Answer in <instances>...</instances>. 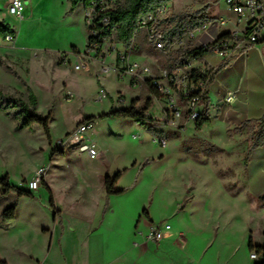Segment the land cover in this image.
Segmentation results:
<instances>
[{"label":"rangeland","instance_id":"374dc122","mask_svg":"<svg viewBox=\"0 0 264 264\" xmlns=\"http://www.w3.org/2000/svg\"><path fill=\"white\" fill-rule=\"evenodd\" d=\"M7 2L0 0V22L12 26L19 40L0 38V94L29 104L31 89L37 105L30 113L48 118V132L41 123L18 130V121L0 112L1 259L7 264L260 263L262 256L259 261L250 258L249 245H264V200L250 193H264V168L255 165L248 172L245 164L257 125L233 141V132L215 120L201 130L184 121L180 129L165 128L159 120L160 104L146 86L135 90L129 78L103 74L96 59L86 60L90 64L80 71L74 61L64 64L65 53L87 52L84 5L72 10L71 0H28L20 20L9 13ZM205 4L174 0L172 11L182 18ZM210 7L209 17H232L224 6ZM147 52L154 56L153 68L167 67L169 58L148 47L141 32L132 56L146 63ZM101 87L109 97L97 102ZM120 96L125 103L118 104ZM148 101L147 114L161 137L112 115L132 106L142 110ZM86 117L94 118V139L103 160H91L77 150H57L58 141ZM160 139H166L167 146L160 145ZM51 162L47 181L19 201V191L28 192L19 184L30 182L36 170ZM117 175L114 190L122 193L111 195L106 208L104 182ZM2 181L12 187L10 192ZM50 191L56 193L58 215L66 227L62 253L60 220H55ZM15 203L16 219L4 228L2 214ZM151 224L171 227L164 246L147 241Z\"/></svg>","mask_w":264,"mask_h":264},{"label":"built area","instance_id":"2783aa9c","mask_svg":"<svg viewBox=\"0 0 264 264\" xmlns=\"http://www.w3.org/2000/svg\"><path fill=\"white\" fill-rule=\"evenodd\" d=\"M117 1L92 0L91 5L85 8V21L90 39L87 52L84 55L78 52L65 53L64 64L74 61V69L80 71L90 64L86 60H97L102 64L103 74H113L119 80L129 78L130 86L135 90H139L140 85L149 90L154 89L156 96L151 95L160 104L163 116L159 120L165 128L180 129L182 121L186 125L201 119L207 97L205 78L209 71H215L207 61L209 54L222 62H229L239 54H247L252 46L264 40V0H204L206 4L203 8L211 6V10L224 6L232 17L217 18L207 15L204 23L186 32L182 37L167 36L168 30L172 29L180 18H176L172 11V3H166L139 20L131 47L127 49L118 38L120 25H112L111 17L106 14L115 9ZM27 3L28 0H10L9 13L21 20ZM190 11L192 12L185 16L200 10L192 8ZM141 32L147 46L162 53L166 58L176 59L182 51L196 50L203 54L197 55L195 52L173 68L168 65L153 68L133 59L134 44ZM6 40L10 42L12 38L9 36ZM113 56V61L107 64ZM108 97V92L101 87L95 100L102 102ZM224 100L230 104L234 102L235 95L228 93ZM122 103H125V99L120 96L118 104ZM94 126L91 121L81 122L66 134L64 139L58 141L57 150H77L87 154L91 160L97 159V147L89 137ZM157 142L163 146L168 143L166 139ZM48 170L49 168L44 166L36 171L34 178L27 183L30 191L40 188ZM170 229L169 225L164 229L152 225L147 241L159 244ZM250 258L259 261L261 256L253 251Z\"/></svg>","mask_w":264,"mask_h":264},{"label":"trees","instance_id":"16d2710c","mask_svg":"<svg viewBox=\"0 0 264 264\" xmlns=\"http://www.w3.org/2000/svg\"><path fill=\"white\" fill-rule=\"evenodd\" d=\"M101 1V0H99ZM174 0H118L116 2L115 9L108 11L106 14L111 17L112 25L119 24L120 28L118 30V38L122 45L125 48H130L132 44V39L134 34L138 28V22L141 18L148 16L152 13L158 6H161L166 3H172ZM92 0H71L72 10H75L79 5H84V8H88L91 5ZM209 7H205L197 13L185 16L180 18V20L174 25V27L167 32V36L182 37L186 32L195 29L197 26L201 25L206 21L207 13ZM11 37L13 40L16 38V31L9 24H4L0 22V38L6 40L7 37ZM90 39L88 38V43ZM77 49L74 50L76 52ZM196 50L190 51H182L180 56L176 59L170 57L168 59V66L173 68L175 65L182 63L185 58L189 55L195 53ZM197 55H202L203 52H196ZM228 62H223L215 71H209L208 76L205 78L206 80V93H209V86L212 84L214 80L215 73L225 67ZM8 71L15 74L21 82L25 85L23 79H21L16 72L7 67ZM152 95L156 96V91L154 89H150ZM29 93V104H27L24 100H17L11 96L2 97L0 94V112H4L11 119L18 121L17 129L23 130L27 128H31L36 123H41L45 126V131L48 132V118L43 119L41 116L36 113H30L31 108H35L37 105V99L31 89H28ZM10 108H14V111H10ZM150 109V101H148L146 107L142 110H136L134 106L130 109H121L112 113L117 117L128 118L140 125H143L147 128V130L152 133L154 136L161 137V133L155 130L153 124L155 120L151 116H148V111ZM209 99L205 98V109L203 111L201 119L196 122V129L201 130L203 126L210 121L209 116ZM93 117H86L84 121L93 122ZM247 124L245 123L242 128L236 130L241 132ZM264 147V116L258 120L257 122V134L254 137L253 144L250 146L246 162L249 159L250 153L256 149ZM143 171H141L142 173ZM120 175H117L114 180H111L109 177L106 179V187H107V199L106 205L107 208L109 205V197L113 194L122 193V191H115L114 185L117 182ZM4 186L6 187V192H10L12 187L9 185L7 181H2ZM51 194V207H54V199ZM22 196H31L30 192L19 191V197ZM264 200V198H263ZM17 206L18 203H15L13 206L9 207L3 214L2 218L5 223L15 220L17 214ZM250 250L256 251L260 256H262L263 260L257 264H264V245L263 246H254L253 242L250 241L249 245ZM0 264H7L6 261L2 260L0 257Z\"/></svg>","mask_w":264,"mask_h":264},{"label":"crops","instance_id":"0c3cea01","mask_svg":"<svg viewBox=\"0 0 264 264\" xmlns=\"http://www.w3.org/2000/svg\"><path fill=\"white\" fill-rule=\"evenodd\" d=\"M9 1L10 0H8L7 2V6H8ZM27 5H26L24 12H26L27 10ZM23 19H24V15L21 20ZM16 40H19V36H16L15 43H16ZM135 56H133V58H135V60H138L136 59L137 55ZM211 57L212 58L208 57L207 61L209 65L213 69L216 70L223 62L221 60L218 61V59H215V57L213 56ZM144 59L146 62L145 64L151 65L154 63V56L150 52L146 53V56L144 57ZM228 93H232L235 95L234 102L230 104L226 103L224 100ZM207 97L209 99L208 116L210 119L208 124H210L212 120L218 121L225 128L227 132H233V137H231L232 141L235 137L240 138L242 133L246 129H248V126L257 125L258 120H260L264 116V40L252 46L249 49L247 54L237 55L236 57L231 59L225 67L218 70L215 73L212 84L209 86V93ZM204 109H205V106L203 108V111ZM149 113H151V110ZM83 121L84 119L81 122ZM245 123L247 124V127H245L242 130V132L237 133L236 130L242 128V126ZM194 124L196 126L195 122ZM74 129H75V126L72 127L70 130H68L67 134ZM89 137L92 139V141L95 143L97 147L98 157L101 156V159L103 160L104 157L101 152V148L98 146L97 142L94 139L93 131L90 132ZM63 153L71 154V153H75V150H70V151L63 152ZM52 163L53 162H51L49 166H46V167L50 169ZM245 164L247 165L248 172H250L251 169L255 165L257 168H259V170L263 169L264 168V147L254 149L250 153V156L247 162L245 159ZM47 175H49V173H47ZM47 175L44 181H47V178H48ZM42 185H43V182H42ZM19 187L25 189L31 194H33V192H36V191H30L28 189L27 183L19 184ZM50 192L52 193V191ZM250 194L254 196H263L264 198V193L252 192ZM52 196L54 199L55 208H52V207L51 208L57 213V216L59 218L58 213H60L61 211L59 210V205L57 204V197H56L55 191H54V194L52 193ZM24 197L25 196L19 197L20 198L19 201ZM106 199H107V195H106ZM58 218L56 217L55 220L57 221L60 220L61 237L59 240V247L62 253L63 252L62 240L64 239V236L66 235V227H65V222L63 220V217H60L59 219ZM10 222H7L5 225H3V227L8 228ZM170 239H171L170 237L165 236L164 239L158 245L162 247ZM31 259L35 260L34 257H31ZM37 264H41V262L37 260ZM65 264H68V263L66 262Z\"/></svg>","mask_w":264,"mask_h":264}]
</instances>
